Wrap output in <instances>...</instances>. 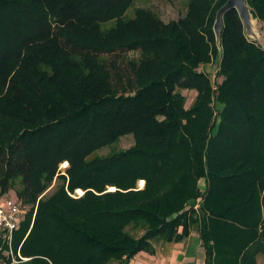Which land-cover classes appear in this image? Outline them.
<instances>
[{
  "label": "trees",
  "instance_id": "obj_1",
  "mask_svg": "<svg viewBox=\"0 0 264 264\" xmlns=\"http://www.w3.org/2000/svg\"><path fill=\"white\" fill-rule=\"evenodd\" d=\"M160 1L180 17L138 0H0V196L27 206L15 262L0 235V263L127 264L192 230L204 264L264 256V45L230 9L219 56L227 0ZM246 3L264 25V0Z\"/></svg>",
  "mask_w": 264,
  "mask_h": 264
},
{
  "label": "crops",
  "instance_id": "obj_2",
  "mask_svg": "<svg viewBox=\"0 0 264 264\" xmlns=\"http://www.w3.org/2000/svg\"><path fill=\"white\" fill-rule=\"evenodd\" d=\"M153 252H138L127 264H204L205 250L196 230L179 242H153ZM261 263V256L257 264Z\"/></svg>",
  "mask_w": 264,
  "mask_h": 264
},
{
  "label": "rangeland",
  "instance_id": "obj_3",
  "mask_svg": "<svg viewBox=\"0 0 264 264\" xmlns=\"http://www.w3.org/2000/svg\"><path fill=\"white\" fill-rule=\"evenodd\" d=\"M137 6H141V7H145V8H150L153 11H155L157 14L160 15L161 19L163 20V22L167 23L170 20H175L178 19L180 17V15L182 14L183 11V4L179 3V2H174V3H166L160 0H138ZM257 29L260 31V42L261 45H264V25L263 23H257ZM218 63L217 59H214L210 62V64H208L207 66H205L203 68V70L207 73H209L211 76H213L215 74L216 71V64ZM181 93L186 97V103L185 106L188 107L190 105V103L192 102L194 96H195V92L194 91H188V90H182ZM133 144V139L132 136H126L123 137L120 140L119 145L117 146L118 148H122V149H126L128 147H130ZM107 150H103L101 151V153H106ZM60 170H64L66 167H62V165H60ZM143 185H140V182H138V188H142ZM113 189V188H112ZM111 188H109V190H112ZM81 191V190H80ZM80 194H82L81 192H78L76 190L75 195L79 196ZM11 195H13V193H11ZM10 194L7 196H11ZM6 196V195H3ZM0 264H4V263H0ZM260 264H264V256L261 255V263Z\"/></svg>",
  "mask_w": 264,
  "mask_h": 264
},
{
  "label": "water",
  "instance_id": "obj_4",
  "mask_svg": "<svg viewBox=\"0 0 264 264\" xmlns=\"http://www.w3.org/2000/svg\"><path fill=\"white\" fill-rule=\"evenodd\" d=\"M230 9H236L238 15L244 25L245 35L250 41L260 42V31L257 29L258 20L253 18L246 0H227L216 12L215 19L212 25V30L215 37L216 46L219 56H221L220 35L223 28V16ZM114 190V189H112Z\"/></svg>",
  "mask_w": 264,
  "mask_h": 264
},
{
  "label": "built area",
  "instance_id": "obj_5",
  "mask_svg": "<svg viewBox=\"0 0 264 264\" xmlns=\"http://www.w3.org/2000/svg\"><path fill=\"white\" fill-rule=\"evenodd\" d=\"M26 211L27 206L16 197L0 196V235L8 245L5 255L11 257L13 262H15L11 249L13 232L18 229L19 223L23 220Z\"/></svg>",
  "mask_w": 264,
  "mask_h": 264
},
{
  "label": "bare ground",
  "instance_id": "obj_6",
  "mask_svg": "<svg viewBox=\"0 0 264 264\" xmlns=\"http://www.w3.org/2000/svg\"><path fill=\"white\" fill-rule=\"evenodd\" d=\"M61 165H62V167H67V162H63ZM139 182H140V185H143V181H139ZM78 192H81V191L78 190Z\"/></svg>",
  "mask_w": 264,
  "mask_h": 264
}]
</instances>
